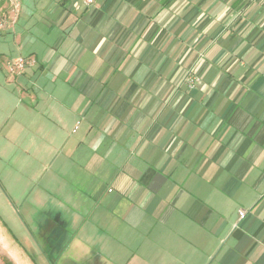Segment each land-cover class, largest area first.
I'll use <instances>...</instances> for the list:
<instances>
[{"label":"crops","instance_id":"obj_1","mask_svg":"<svg viewBox=\"0 0 264 264\" xmlns=\"http://www.w3.org/2000/svg\"><path fill=\"white\" fill-rule=\"evenodd\" d=\"M46 2L67 56L0 57V126L64 192L48 254L97 203L70 242L87 264H264V0Z\"/></svg>","mask_w":264,"mask_h":264},{"label":"rangeland","instance_id":"obj_2","mask_svg":"<svg viewBox=\"0 0 264 264\" xmlns=\"http://www.w3.org/2000/svg\"><path fill=\"white\" fill-rule=\"evenodd\" d=\"M46 1L49 2V0L21 1V11L14 25L11 24L8 29L0 31V57L27 59L35 56H67L56 46L59 40L57 37H63L61 29H57L55 24L51 25L44 19V16L51 17L50 20L54 17L53 12L50 13L49 10L51 4L48 6ZM31 59L35 65V60ZM6 63L4 66L8 76L13 77L18 74L10 73ZM33 65L26 66L23 70ZM60 81L62 79H59L56 84L59 85ZM14 87H16L15 84L13 89ZM11 114V105L0 107V118L1 116L10 117ZM1 130L0 126V264L6 262L11 264H87V260H95L96 255L85 254L79 247L71 246L70 242L77 234L82 221L89 219L95 211L97 203L72 207L77 213V221L75 225L72 224L73 227L68 225L65 234L60 238L61 251L49 255L42 235L43 226L51 218L55 209L63 207L67 209L65 207L67 205L55 204L57 201L67 204L64 200V192L62 190L56 193L48 188L47 178L50 170L48 161L42 164L43 160H38L33 147H28L27 142L18 139L9 141ZM24 148H28L27 154L24 153ZM69 185H72V188L74 185L79 186L77 183H69ZM76 190L72 191L74 196L79 195ZM49 194H52V198ZM68 235L71 237L68 238ZM103 240L111 241L106 238Z\"/></svg>","mask_w":264,"mask_h":264},{"label":"built area","instance_id":"obj_3","mask_svg":"<svg viewBox=\"0 0 264 264\" xmlns=\"http://www.w3.org/2000/svg\"><path fill=\"white\" fill-rule=\"evenodd\" d=\"M22 0H0V5L8 8L9 14H4L0 20V30L7 29L11 24L14 23L16 16L20 10ZM83 7H89L94 3L95 0H78ZM34 64V61L31 58H14L7 61L6 66L10 73H20L26 66H31ZM190 85H193L197 78L187 77ZM239 217H244V211L239 212Z\"/></svg>","mask_w":264,"mask_h":264},{"label":"trees","instance_id":"obj_4","mask_svg":"<svg viewBox=\"0 0 264 264\" xmlns=\"http://www.w3.org/2000/svg\"><path fill=\"white\" fill-rule=\"evenodd\" d=\"M12 236V235H11ZM12 238H14L13 236H12ZM49 257V256H48ZM5 264H11V263H8V262H6Z\"/></svg>","mask_w":264,"mask_h":264},{"label":"flooded vegetation","instance_id":"obj_5","mask_svg":"<svg viewBox=\"0 0 264 264\" xmlns=\"http://www.w3.org/2000/svg\"><path fill=\"white\" fill-rule=\"evenodd\" d=\"M48 239V238H47ZM45 240V239H44ZM23 250L25 251V249L23 248Z\"/></svg>","mask_w":264,"mask_h":264}]
</instances>
